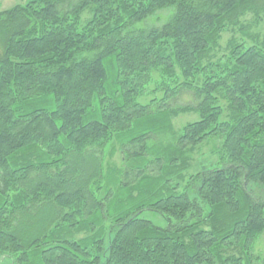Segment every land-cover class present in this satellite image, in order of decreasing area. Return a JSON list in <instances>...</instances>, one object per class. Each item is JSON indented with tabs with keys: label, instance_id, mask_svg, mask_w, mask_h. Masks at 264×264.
<instances>
[{
	"label": "trees",
	"instance_id": "obj_1",
	"mask_svg": "<svg viewBox=\"0 0 264 264\" xmlns=\"http://www.w3.org/2000/svg\"><path fill=\"white\" fill-rule=\"evenodd\" d=\"M166 9L162 26L138 27ZM263 22L264 0H33L1 11L0 260L264 264L252 254L264 232ZM226 30L237 36L219 55ZM149 93L162 97L142 104ZM183 93L197 105L176 107ZM189 112L198 120L177 134L173 119ZM134 129L123 163L150 137L166 139L159 157L107 163L108 141ZM212 137L222 167L184 179Z\"/></svg>",
	"mask_w": 264,
	"mask_h": 264
},
{
	"label": "rangeland",
	"instance_id": "obj_2",
	"mask_svg": "<svg viewBox=\"0 0 264 264\" xmlns=\"http://www.w3.org/2000/svg\"><path fill=\"white\" fill-rule=\"evenodd\" d=\"M33 0H0V12L4 10H8L12 8L15 5H22L26 4L27 2H30ZM170 9L161 10L153 17L149 18L144 22V24L138 25V27H160L162 24L166 22V19L169 15ZM264 33V22L262 23L261 27L258 29V32ZM237 36L236 33L231 32L230 30H226L222 35V40L220 42V54H224V49L226 46V42L229 40V38ZM159 82V77L154 76V82L149 86L147 89L148 92H156L152 91L153 89L157 88V84ZM147 92V94H148ZM145 95L144 98L140 100L142 104L150 103V100H158L162 97L161 93H152L147 96ZM158 101L153 102L154 104L151 105L150 111L152 113H155L156 107ZM197 105V100L192 96L191 93H183L180 95L176 101L175 106L176 107H194ZM198 120V115L194 112H189L186 114H181L178 117L173 119V128L176 131L177 134L180 133L182 127L189 123ZM174 131V132H175ZM139 133V129H134L132 131H127L124 133H121V135L117 138L116 136L113 137L112 140H109L107 145L105 146V156H108L106 159V162L109 164H114L116 167L123 168L125 165L126 167H132L136 160L138 162L145 164L148 162H152L155 158L159 157V152L161 149H163L166 146V139H160L155 137H150L146 139L144 142H137L135 143V147L132 148L133 151L139 150L142 147H145V155H141L137 158H128V160L124 162V159H126L127 154L123 156V146L126 148H129L130 140L136 137ZM221 143V138L219 137H212L204 141L202 144H200L194 154L192 155V162L190 169L185 171L183 173L184 179H188L189 176L194 175L195 173L201 171L202 169H209L214 167H222V165L219 163V154L216 153L217 149L219 148V145ZM112 147H115V151L111 152ZM111 152V153H110ZM147 171V167L144 169ZM181 183V182H180ZM179 191H191V188L185 189V183H181L179 187ZM142 217L146 219L147 221H150L153 225L157 227H164L165 222L164 220L157 214L145 211L142 214ZM252 254L256 256L257 258L260 256L264 260V232L260 235V237L257 239L255 244L253 245ZM259 257V258H260ZM263 262V261H262ZM261 260H259V263H262ZM0 264H6L5 260H0Z\"/></svg>",
	"mask_w": 264,
	"mask_h": 264
}]
</instances>
